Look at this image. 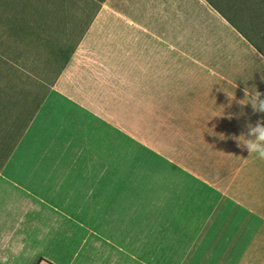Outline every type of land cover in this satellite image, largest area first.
<instances>
[{"label": "crops", "instance_id": "crops-1", "mask_svg": "<svg viewBox=\"0 0 264 264\" xmlns=\"http://www.w3.org/2000/svg\"><path fill=\"white\" fill-rule=\"evenodd\" d=\"M249 36L207 0H104L48 87L0 68V264H185L257 156L239 142L264 123ZM221 251L264 264V242Z\"/></svg>", "mask_w": 264, "mask_h": 264}, {"label": "rangeland", "instance_id": "rangeland-1", "mask_svg": "<svg viewBox=\"0 0 264 264\" xmlns=\"http://www.w3.org/2000/svg\"><path fill=\"white\" fill-rule=\"evenodd\" d=\"M207 1L239 24L255 42L260 40L248 28L253 23H249V10L255 1L262 0ZM101 4V0H29L25 4L24 0L20 4L0 0V68H39L48 87L62 66L63 49L78 41ZM15 74L10 73L9 79L19 81ZM171 134H179V141H185L181 138L182 124H159V142ZM245 168L234 184H229V191H223L215 214L187 246L185 264H214L215 254H222L221 249L229 246H263L264 159L249 156ZM218 264L229 262L222 258Z\"/></svg>", "mask_w": 264, "mask_h": 264}, {"label": "trees", "instance_id": "trees-1", "mask_svg": "<svg viewBox=\"0 0 264 264\" xmlns=\"http://www.w3.org/2000/svg\"><path fill=\"white\" fill-rule=\"evenodd\" d=\"M17 1L18 4H20V2H22V0H12V3H15ZM29 0H24V4L27 3ZM102 2L104 0H101ZM253 2V1H251ZM31 5H32V1L29 2ZM209 4H211L215 9H217L220 13H222L216 6H214L210 1H209ZM255 5V6H254ZM253 5V9H250L249 10V17H250V20H249V23L250 22H253L249 25V32L250 33H253V35L261 38L262 36H264V0L262 1H255V4ZM34 7H35V4H34ZM97 12V11H96ZM95 12V14H96ZM223 14V13H222ZM257 14L258 18H254V15ZM224 17L235 27V28H238V30L240 31L241 30V27L239 24L235 23L230 17H227L225 14H223ZM95 15H93L94 17ZM251 17L254 19V21L251 20ZM93 19V18H92ZM91 19V20H92ZM91 22V21H90ZM90 22L88 23V25L90 24ZM88 25L86 26L85 30L87 29ZM248 25V23L246 24ZM85 30L83 31V33L80 35V37L84 34ZM243 30V29H242ZM80 39V38H79ZM78 39V41H79ZM77 41V42H78ZM77 42L68 47L67 49H63L65 50V53L63 54L64 55V59H63V62H62V66L60 67L57 75L62 71V69L64 68L65 64L67 63V61L69 60V58L71 57L72 53L74 52L75 50V47H76V44ZM62 50V48L60 49Z\"/></svg>", "mask_w": 264, "mask_h": 264}, {"label": "clouds", "instance_id": "clouds-1", "mask_svg": "<svg viewBox=\"0 0 264 264\" xmlns=\"http://www.w3.org/2000/svg\"><path fill=\"white\" fill-rule=\"evenodd\" d=\"M255 110L264 111V106L257 107L253 104ZM240 145L246 148L249 154L256 153L258 158L264 159V123L257 122L255 126L249 125V131L245 141Z\"/></svg>", "mask_w": 264, "mask_h": 264}]
</instances>
